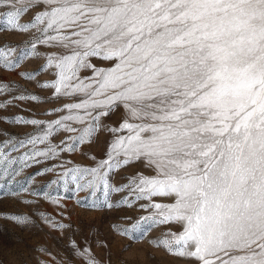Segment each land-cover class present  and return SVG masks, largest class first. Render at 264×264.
Segmentation results:
<instances>
[{
    "label": "snow or ice",
    "instance_id": "6c2138e0",
    "mask_svg": "<svg viewBox=\"0 0 264 264\" xmlns=\"http://www.w3.org/2000/svg\"><path fill=\"white\" fill-rule=\"evenodd\" d=\"M0 8L9 9L0 23L31 33L22 48L0 46V67L19 68L38 46L52 49L22 78L51 70L54 79L39 87L51 89L53 101H70L47 123L13 121L35 132L0 141V181L14 182L26 168L107 132L105 158L43 169L40 175L58 176L49 187L71 192L86 210L147 201L140 207L148 215L113 231L138 243L153 227L178 225L180 232L149 243L190 264H264V0H0ZM121 109L119 125L107 126L104 118ZM61 132L69 135L54 144ZM135 162L152 174L114 186L110 176ZM125 191L110 202L111 193ZM7 219L30 223L23 215ZM72 247L74 257L98 264L89 248Z\"/></svg>",
    "mask_w": 264,
    "mask_h": 264
},
{
    "label": "rangeland",
    "instance_id": "374dc122",
    "mask_svg": "<svg viewBox=\"0 0 264 264\" xmlns=\"http://www.w3.org/2000/svg\"><path fill=\"white\" fill-rule=\"evenodd\" d=\"M8 10L0 8V21L4 18L3 13ZM33 14L34 11L24 15L20 22H29ZM30 38L31 33L10 31L6 25L0 23V46L19 49L24 47ZM50 51L52 49L38 46V55L21 62L19 68L9 70L0 67V86L7 85V89L0 92V105H5L0 107V141L9 136L24 137L35 132L34 126L13 123L16 118L37 119L47 123L58 118V114L48 113H53L63 103L70 102L53 101L52 90L39 87L40 84L54 79L51 70L37 75L34 81L22 78L24 74L38 71L45 63L43 57ZM93 63L99 66L96 59H93ZM21 94L36 95L42 102L15 99ZM121 112L122 109L110 114L104 118V123L107 126H118ZM68 135L57 133L52 137V142L60 144ZM110 140L111 134L101 131L92 143H85L71 153L62 152L58 160H48L26 168L14 182L0 181V264H85L84 260L74 257L73 244L81 250L89 248V254L98 264H190L184 258L169 254L163 247L149 243L169 230L180 232L182 229L178 225L153 227L148 236L138 243H132L113 231L114 225L127 228L132 221L148 215L140 207L147 204V201L135 202L131 208L108 209L101 205L99 210H86L75 203L71 192H64L62 188L57 190V185L49 187L53 180L58 179L55 172L39 174L47 167L67 164L69 161L70 166L92 167L94 162L89 157L105 158ZM139 172L152 174L144 168L142 162H135L112 174L110 181L119 187L128 182L126 178H131ZM22 186L28 191H22ZM45 192L49 193V197H45ZM86 195L80 193L78 198ZM97 195L103 199L101 193ZM127 195V191L111 193L110 202L115 204ZM57 196L62 199L54 200ZM153 200L159 203L172 202L161 197H154ZM13 215H23L30 223L21 226L7 219ZM57 225L64 227L60 229ZM126 247L128 250H125Z\"/></svg>",
    "mask_w": 264,
    "mask_h": 264
}]
</instances>
